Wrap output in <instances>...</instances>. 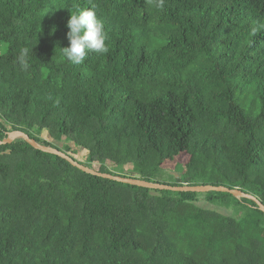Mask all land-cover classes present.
Segmentation results:
<instances>
[{
  "label": "trees",
  "instance_id": "obj_1",
  "mask_svg": "<svg viewBox=\"0 0 264 264\" xmlns=\"http://www.w3.org/2000/svg\"><path fill=\"white\" fill-rule=\"evenodd\" d=\"M11 131L100 173L264 205V0H0V140ZM0 264H264V213L16 139L0 145Z\"/></svg>",
  "mask_w": 264,
  "mask_h": 264
},
{
  "label": "water",
  "instance_id": "obj_2",
  "mask_svg": "<svg viewBox=\"0 0 264 264\" xmlns=\"http://www.w3.org/2000/svg\"><path fill=\"white\" fill-rule=\"evenodd\" d=\"M16 139H23L25 142H27L30 146L35 148L36 150L45 152V153H50V154H55L60 156L61 158L65 159L68 161L73 167L78 168L79 170L91 174L94 176H98L104 179H109L113 180L122 184H127L131 186H136V187H141V188H146V189H151V190H167V191H173V192H197V193H206V192H223V193H229L235 198H248L254 201L257 204V207L261 212L264 213V205L254 198L251 195H247L242 193L239 189H233L230 190L226 187L223 186H211V185H200V186H188V185H181V186H170L167 184H161L157 182H149L145 181L136 177H126V176H120V175H111V174H105V173H100L97 172L93 169L87 168L86 166L76 162L72 157L64 154L63 152L46 147L43 145L38 144L34 139H31L29 136L26 134L20 132V131H11L7 134V137L3 140H0V145H6L12 143Z\"/></svg>",
  "mask_w": 264,
  "mask_h": 264
},
{
  "label": "rangeland",
  "instance_id": "obj_3",
  "mask_svg": "<svg viewBox=\"0 0 264 264\" xmlns=\"http://www.w3.org/2000/svg\"><path fill=\"white\" fill-rule=\"evenodd\" d=\"M39 137L42 138V139H45V140H48V142H51L53 145H56L57 147L59 148H62L63 146V142H57V141H54L48 134L46 131H42L40 134H39ZM69 146L73 149V144L69 143ZM86 155V153L83 151V150H78V153H76L75 155H73L78 161H83V157ZM187 160V157L186 156H182V157H178L177 160L171 164H169L167 167H166V172L169 173L174 179H178L179 177V174H178V170H176V166H175V163H178V164H181L183 166V163ZM94 167L95 168H98V165L97 164H94ZM113 166L108 164V169L112 170ZM129 168L130 166H124L122 168V170L120 171V175H125V176H129V177H134L133 175H129L127 174V171H129ZM117 173V172H116ZM153 181L155 182H168V180L166 179H153ZM200 203L199 205L203 208H206V209H210V210H215L217 211L218 213H222L224 215H232V212L230 210H226L224 208H221V207H214V206H210L209 204H207L206 202H204L202 199H200Z\"/></svg>",
  "mask_w": 264,
  "mask_h": 264
}]
</instances>
